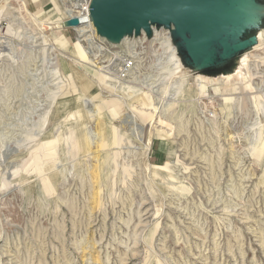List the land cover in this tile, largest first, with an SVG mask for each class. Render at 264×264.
I'll use <instances>...</instances> for the list:
<instances>
[{"label":"rangeland","instance_id":"obj_1","mask_svg":"<svg viewBox=\"0 0 264 264\" xmlns=\"http://www.w3.org/2000/svg\"><path fill=\"white\" fill-rule=\"evenodd\" d=\"M61 4L0 0V264H264V31L237 77L154 43L121 89Z\"/></svg>","mask_w":264,"mask_h":264},{"label":"water","instance_id":"obj_2","mask_svg":"<svg viewBox=\"0 0 264 264\" xmlns=\"http://www.w3.org/2000/svg\"><path fill=\"white\" fill-rule=\"evenodd\" d=\"M255 0H92L91 21L99 37L112 45L153 36V27L173 34L185 65L203 68L221 65L257 44L256 37L240 41L242 31L256 19ZM64 28H77L74 17ZM194 68V69H195Z\"/></svg>","mask_w":264,"mask_h":264},{"label":"built area","instance_id":"obj_3","mask_svg":"<svg viewBox=\"0 0 264 264\" xmlns=\"http://www.w3.org/2000/svg\"><path fill=\"white\" fill-rule=\"evenodd\" d=\"M65 2V5L67 6V9L69 10L70 14L66 15L65 22L69 21L70 19L77 17L80 21V15L82 16H88L87 17V25H91V16L90 15V7L92 0H63ZM93 24V23H92ZM94 26V25H93ZM163 30H167L165 28H162ZM64 30H72L74 31L75 39L78 41L79 38L84 41V38L81 37V33L79 31V27L77 28H65ZM160 29H157L156 27H153V36L151 38H148L145 33L139 36V37H131L127 38V41L122 44L120 48H114V46L118 45H112L105 39L102 41L98 37L97 39L101 45H109L113 50H119V52L113 54V58L110 61V63L105 66L102 70L104 73L108 74L110 77L108 78L110 82H117L118 84L124 85V87H129V85H132L134 82L136 71L139 70L141 64L130 55V53L133 50H136L137 48H145L153 47L154 43H158L162 49L165 55H169L170 59L172 60L171 55V48L167 46L165 42L160 40V38L157 36ZM5 35L6 30L3 25L0 24V62L6 57V43H5ZM126 40V39H125ZM81 42V41H80ZM95 44L96 41L94 40ZM121 45V44H119ZM109 47V48H110ZM126 85V86H125Z\"/></svg>","mask_w":264,"mask_h":264},{"label":"bare ground","instance_id":"obj_4","mask_svg":"<svg viewBox=\"0 0 264 264\" xmlns=\"http://www.w3.org/2000/svg\"><path fill=\"white\" fill-rule=\"evenodd\" d=\"M59 1H61L62 2V10H63V14H62V18L60 19V20H58V21H56L55 23H54V26L56 27V29L57 30H60V32L62 31V30H64L65 28V25H64V23H65V17H66V15H69L70 14V12H69V10L67 9V6L65 5V3H63L64 1L63 0H59ZM258 1V0H257ZM259 5V4H258ZM257 8V10H256V19H258V20H260L261 19V22L262 23H264V4H261V5H259V6H257L256 7ZM10 9H12V10H14V13H18L15 9H13V8H10ZM90 16V15H89ZM88 17V16H87ZM87 17L84 15V16H82V15H80V19H81V25L79 26V31H80V33H81V37L82 38H84L85 39V36L87 37H89L88 39H92V38H95V37H99V35L97 34V32H96V29H95V27L93 26V24L91 23V25H87L86 24V22H87ZM260 18V19H259ZM39 20V19H38ZM262 31H264V30H262V28L261 27H257V28H255V29H253L252 30V33H253V37H256V39H257V44H255V45H253V46H251V47H249V48H247V49H245V50H242V51H240L234 58H231L229 61H227V62H225V63H223V64H221V67L222 68H224V70H227L228 72H227V75H229L230 76V74H235L236 76H234V77H237V73H234V71L238 68V66H239V63H240V59L245 55V54H247V53H249L250 51H252L255 47L257 48V46H258V44H259V42H261V40L259 39V34H260V32H262ZM142 36H144V35H142ZM157 36L160 38V40H162L163 42H165L166 44H167V46L168 47H170L171 48V55H172V58H173V61L175 60V57L173 56L174 55V48H173V46L176 48V50H177V54H178V57L180 58V62L182 63V65L183 66H185V62H184V60H183V58H182V56L180 55V51H179V48H178V46H177V44L175 43V41H174V37H173V34H172V32L170 31V30H163V29H161L160 31H159V33L157 34ZM101 37H99V39H100ZM171 38V39H170ZM87 39V38H86ZM101 40V39H100ZM102 40H103V38H102ZM89 41V40H88ZM124 41V40H123ZM171 41H172V44H171ZM123 43V42H122ZM121 43V44H122ZM114 48H116V47H114ZM175 62V61H174ZM174 64V63H173ZM172 64V65H173ZM170 70V69H169ZM194 71H197V72H200V69H198V68H195L194 69ZM169 72V71H168ZM170 72H171V70H170ZM173 72H175V70L174 71H172V73ZM198 75H202V74H198ZM226 76V75H225ZM232 77V76H231ZM120 85V87H121V89H124L125 87H124V85H122V84H119ZM128 124L130 125V129L132 130V132H135V131H138V123H137V121H136V119L134 120V118H132L131 117V120H129L128 121ZM149 126V125H148ZM147 129V128H146ZM146 131V130H145ZM141 132V131H140ZM136 133V132H135ZM138 134V133H137ZM141 134V133H140ZM143 135V134H142ZM139 137V136H138ZM144 138V137H143ZM139 139H141V138H139ZM146 139H148V141L150 140L149 138H148V131H147V136H146ZM145 139V142L147 141ZM143 140V139H142ZM148 143V142H147ZM149 144H150V142H149ZM148 145V144H147ZM145 146V145H144ZM143 146V147H144ZM148 148V147H147ZM146 149V148H145ZM149 149V148H148ZM147 149V150H148ZM97 152H98V149H97ZM147 225V224H146ZM139 226V225H138Z\"/></svg>","mask_w":264,"mask_h":264},{"label":"crops","instance_id":"obj_5","mask_svg":"<svg viewBox=\"0 0 264 264\" xmlns=\"http://www.w3.org/2000/svg\"><path fill=\"white\" fill-rule=\"evenodd\" d=\"M34 1H36V4H37L38 6H40V4H42V0H34Z\"/></svg>","mask_w":264,"mask_h":264}]
</instances>
